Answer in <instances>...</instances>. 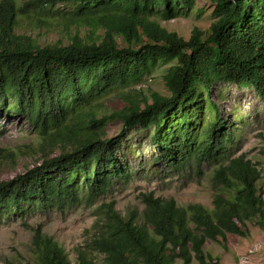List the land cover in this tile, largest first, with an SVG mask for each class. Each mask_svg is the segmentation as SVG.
<instances>
[{
  "label": "trees",
  "instance_id": "trees-1",
  "mask_svg": "<svg viewBox=\"0 0 264 264\" xmlns=\"http://www.w3.org/2000/svg\"><path fill=\"white\" fill-rule=\"evenodd\" d=\"M211 2L209 31L194 27L186 39L153 17L187 14L195 0H0V108L25 117L46 138L75 143L71 151L0 180V225L34 211L96 204L116 179L132 177L120 155L129 133L151 131L153 163L176 172L195 167L198 176L204 164L216 166L213 208L181 206L151 191L142 194L139 223L137 212L124 216L114 202L105 204L96 235L78 249L76 264H97L94 253L103 255L102 264H211L207 240L227 249L228 233L247 237L253 221L264 228V173L245 153L237 154L238 120L223 115L211 96L218 83L254 90L264 111V0ZM59 4L71 7L72 21L103 29L101 40L75 36L66 45H40L17 32L22 17L43 20ZM172 61L164 75L168 94L152 93L143 108L128 100L121 110L101 113L99 99L109 91L137 84L160 62ZM7 99L14 102L7 106ZM111 120L122 128L107 138ZM33 246L37 264H71L66 249L41 227Z\"/></svg>",
  "mask_w": 264,
  "mask_h": 264
},
{
  "label": "rangeland",
  "instance_id": "rangeland-1",
  "mask_svg": "<svg viewBox=\"0 0 264 264\" xmlns=\"http://www.w3.org/2000/svg\"><path fill=\"white\" fill-rule=\"evenodd\" d=\"M70 9V6L59 4L43 20L34 14L24 16L17 32L31 35L40 45H66L75 36H80L87 42H99L103 29H97L82 20L72 21L69 16ZM211 11V0H195L194 7L187 14L183 13L171 19H163L161 16L153 18L163 27L188 39L194 27L209 31L213 21ZM118 41L124 44L122 38H118ZM174 63L160 62L141 82L109 91L99 99L101 113L121 110L130 103L128 100L140 103L143 108L145 100H150L152 93L168 94L164 75ZM211 96L218 102L223 115L238 120L236 134L239 144L237 149H232H236L237 154L243 152L252 158L264 173V111L258 105L254 90H238L233 85L218 83L212 88ZM7 101V106L9 102H14L10 99ZM256 107H260L258 113H255ZM121 128V121H108L104 127L105 136L114 137L121 132ZM151 133H129L120 155L129 162L132 177L128 181L116 179L111 190L96 204L65 211H34L22 219L6 220L1 224L0 264H37L33 237L39 227L53 236L68 252L71 264H76L78 249L88 244L96 235L102 206L114 202L115 208L122 215L137 212L139 223H143V193L152 191L156 196L165 199L173 197L181 206L201 203L212 209V177L216 166L204 164L201 176L197 175L195 167L178 172L168 171L163 164H155L151 160L150 155L154 148ZM74 148L75 143L72 140L46 138L38 134L25 117L0 108V180H10L40 165L46 157ZM259 185L263 189L264 197V177ZM248 227L250 234L247 237L227 234V249L217 242L207 240L204 249L214 258L211 264H264V228L255 221L249 222ZM93 257L97 264H102L103 255L94 253ZM177 264L182 263L178 260ZM192 264L201 263L194 259Z\"/></svg>",
  "mask_w": 264,
  "mask_h": 264
}]
</instances>
